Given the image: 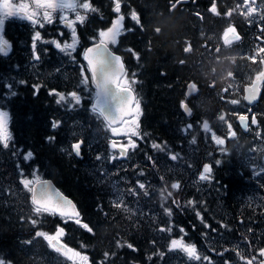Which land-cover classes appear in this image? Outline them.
I'll use <instances>...</instances> for the list:
<instances>
[{"label":"trees","instance_id":"1","mask_svg":"<svg viewBox=\"0 0 264 264\" xmlns=\"http://www.w3.org/2000/svg\"><path fill=\"white\" fill-rule=\"evenodd\" d=\"M168 1L120 0L121 11L116 13L113 0H89L95 11L84 12L85 21L76 24L79 47L74 56H59L53 46L61 29L57 24L41 28V36L50 43L34 59L33 28L28 32L26 26L6 23L4 34L12 47L8 54H0V108L10 114L13 137L9 147L0 145V259L6 264H80L79 258L69 259L35 236L38 230L52 235L57 226L65 231L61 241L88 256V264H209L172 249L173 239L195 245L198 255L209 257L211 264H247L252 257L254 264L264 260L259 254L264 248V177L256 178L242 160V153L250 148L249 137L240 141L236 136L241 142L237 153L233 146L217 151L196 116L186 118L181 113V84L194 80L197 68V59L185 63L181 39L200 23L193 16L174 17ZM217 1L223 10L236 3ZM132 11L140 24L131 19ZM117 15L124 16L126 30L114 48L124 58L127 77L135 74L133 88L141 98L142 115L139 136L134 137L137 147L129 149L126 158L109 159L103 144L106 125L92 111L94 87L81 83L85 66L79 52ZM231 20L245 27L239 14ZM62 29L69 33L68 27ZM73 91L81 97L79 104L68 95ZM58 94L66 99L58 103ZM205 117L216 133L226 134L213 114ZM260 126L264 130V118ZM78 139L84 144L77 157L71 143ZM28 152L31 156L26 158ZM172 155L177 159H170ZM201 163L212 165L211 182L199 179ZM31 177L52 178L75 201L79 219L92 231L74 219L34 213L30 193L21 183ZM138 182L145 188L139 189ZM172 183L180 187L172 189ZM169 227L170 232L161 231Z\"/></svg>","mask_w":264,"mask_h":264},{"label":"snow or ice","instance_id":"2","mask_svg":"<svg viewBox=\"0 0 264 264\" xmlns=\"http://www.w3.org/2000/svg\"><path fill=\"white\" fill-rule=\"evenodd\" d=\"M182 0H175L174 3L171 4V8H176ZM244 4H249V0H243ZM254 2V0H253ZM114 3V12L120 13L121 11V2L120 0H113ZM32 4L35 6L36 10H29L30 6L27 3H20L18 5L12 3V0H0V54H7V49L10 48V45L6 40L3 38L2 29L5 27L6 23L11 21L14 18H18L21 20H28L33 25L38 24L41 22L40 17V9H43L42 13V20L46 21L47 23L51 24L53 22L54 14L57 12L60 13L59 19L64 21L65 25L72 29L71 32V43H66L61 45L60 43H56V47L60 49L61 52L65 53L68 56L72 55L73 49L76 48V31H75V23L84 22L86 16L81 15L77 9L85 10V13L94 12L95 9L92 7L89 0H83V2H79V0H32ZM72 10L75 13V20L69 19L65 10ZM210 11L215 13L217 11L215 3H213ZM256 11L255 8L249 7L247 12L244 13L245 15H251ZM227 15H231V12L227 13ZM131 19L135 21L137 24H140V18L138 17L135 11L131 12ZM124 16H119L117 19H114L111 23V26L108 27L106 30L99 31V43L94 44L93 47H88L84 50L83 59L87 62L86 67H81V75L82 81L81 83L87 87L89 83L94 85L95 88V104L92 107V111L97 113L100 117H103L109 124V126L121 123V124H128V120L119 119L118 117L128 116L130 113H139L140 112V105L141 100L138 99L132 85L136 84L137 81L135 79L128 80L125 75V65L121 60L120 56L114 55L109 50V45H115L117 43V38L122 35V33L126 30L123 25ZM42 26V25H41ZM130 30V29H129ZM157 32L160 29H156ZM40 38V33L37 32L35 36H33V54L34 58L38 59V56H35V41ZM223 43L224 45L228 46L231 45L234 41H238L240 37L236 33V29L233 26H228L223 31ZM219 51V48L216 49ZM129 51H131L129 49ZM191 51L190 47L185 48V52ZM259 53H264V48L259 49ZM253 63L256 62V57H250ZM183 63V61L181 62ZM261 64H264V59L260 61ZM90 73L91 76L89 78L88 75L85 73ZM133 77L135 74H132ZM229 76H232V73H228ZM264 79V70L257 72L256 74V81H260ZM23 83V82H22ZM10 87V86H9ZM192 89H196V85H190ZM248 92V95L244 96V100L248 101L251 104L253 101L257 99V94L259 93V88L255 87V81L253 82V87L251 89H245ZM14 95V93H12ZM51 94V93H50ZM60 99L58 103L64 101L66 97L62 94H58ZM72 101L75 104H79L81 101V97L77 94L76 91H73L68 94ZM232 104H238L239 101L232 100ZM181 107L185 108L187 111V107L185 103L181 102ZM221 121H225V117L222 115L219 117ZM239 120L243 127L247 129L249 127L246 115H240ZM9 123H10V114L7 111L0 110V145L7 148L9 147V142L12 141L13 137L9 130ZM134 127L131 131V135L127 141V144H120L118 145L115 141H112L111 147L112 149H117L119 147L120 155L123 157L126 155L129 149H135L137 147L135 141L131 138L137 136V131L135 130L138 128V123L136 120L131 122ZM257 123V119L255 116L251 118V124L255 125ZM53 128L57 127V123H53ZM191 125H188V128H191ZM228 136L235 137V132L232 131V125L228 124ZM204 129L209 130V125L207 123L204 124ZM111 131L115 134L117 133L118 129L116 127H112ZM128 135V133H125ZM212 140L215 141L217 145H224L225 140L218 137L215 132L212 133ZM81 143H74L72 144V150L75 155H80ZM154 147H160V145H154ZM221 152H226V149L221 147ZM31 153H28L26 158H29ZM99 159V157H98ZM151 159V158H149ZM172 160L177 159V155H172L170 157ZM217 164L221 163V161L217 160ZM212 168L209 164L203 165V171L200 173L199 179L201 181H207L211 178ZM162 179V178H161ZM21 183L24 187L32 193L31 203L34 206L33 211L36 214H43V213H50L52 215L59 214L65 220L74 219L75 223L78 225H82L85 229L89 232L92 229L89 227L88 224H82L81 220L79 219V212L76 211L75 205L72 204L71 201L67 200L64 197H60L59 200L53 202L51 197L48 196V185L47 182H43V186L40 188L39 197L36 192V188L34 186V182L32 180L22 178ZM32 185V186H30ZM139 189H144L145 185L143 183L138 182ZM180 187L179 183H172V189H178ZM129 192L133 195L136 194L135 189H129ZM171 196V193H168ZM175 203V201H173ZM189 203H192L189 201ZM119 207V205H117ZM164 211L171 215V210L165 207ZM197 216H200V213L197 212ZM33 225L37 223L35 219L31 221ZM209 227L208 225H205ZM171 227L164 229L162 228L161 231H171ZM181 233H183V229H180ZM65 235V231L63 227L57 226L56 231L54 234L49 235L43 231H36V237H43L45 241L48 242L50 247H53L56 252L60 253L63 252L64 255L68 256L69 259L79 258L80 264H88V256L82 255L81 252L74 251L71 248H67L66 245L61 243V237ZM26 243H31V241H27ZM129 248L132 247L131 244L128 245ZM170 247L172 249H179L187 254V256L192 259L200 260L203 259L205 261H211L209 257H200L197 253V249L195 245H186L182 242H178L177 240L173 239L171 241ZM66 249V251H65ZM71 253V255H68ZM260 256L264 257V248L259 249ZM108 256V253H105V257ZM244 257L241 256V259ZM256 257H252L251 259L247 260V264H254ZM0 264H6L5 261L0 259ZM260 264H264V260L260 262Z\"/></svg>","mask_w":264,"mask_h":264},{"label":"flooded vegetation","instance_id":"3","mask_svg":"<svg viewBox=\"0 0 264 264\" xmlns=\"http://www.w3.org/2000/svg\"><path fill=\"white\" fill-rule=\"evenodd\" d=\"M199 1V5H196L195 0L191 3L189 1L181 2L174 9L171 8V4L175 0L174 2L168 1V10L174 17L182 16L187 19L193 16L200 23V26L192 31L191 35H185L181 39L185 63H191L192 60L197 59L196 77L192 80L196 85L197 91L192 93L194 90L192 88L187 91L191 81H184L185 84H181L184 95L182 101L190 105L193 103V106L195 104L199 105L200 114L204 119H206L207 112L213 107L211 111L215 113L216 122L220 125L225 124L226 128H228V124L236 123V129L233 128L232 131L240 135V141H245V136L248 134L246 132L250 129L260 128V120L264 118V79L259 81L261 92L258 101L254 104H248L244 100L245 86L256 80L257 72L264 70V64L260 63L264 59V53H258V47L259 49L264 48V0H254L251 5L256 11L251 15H245L244 13L247 11H242L239 8L240 12L239 10H223L220 6L222 4L217 0L210 1V3L205 2L206 0ZM31 2L32 0H17L15 4L27 3L30 6ZM12 3L14 2L12 1ZM213 3H215L217 9L215 13L210 11ZM229 12H231V15H227ZM238 12L240 19L246 21L245 27L243 25L240 26V21L238 22V27L231 20ZM261 16L263 17L262 20ZM14 19L13 22L15 21ZM223 19H225L224 22L222 21ZM230 20L231 22L229 23ZM28 22L31 23L30 21ZM230 25L235 27L240 39L226 46L223 43L222 36L224 29ZM29 31L30 28H28ZM60 36L61 34L58 39ZM4 40L6 39L4 38ZM7 42L11 48V40ZM186 47H190L191 51L186 53ZM10 48L6 51L8 52ZM217 48H219V51L216 50ZM252 56L256 57L255 63L250 59ZM189 66L191 67L190 64ZM229 72L232 73V76L228 75ZM232 100H237L239 103L232 104ZM207 102L211 104L209 109L204 107ZM192 109L191 112L193 111L192 113H194V109ZM180 111L184 113L183 109ZM191 112L187 115H191ZM222 115L225 117V121L219 119ZM240 115L248 117L249 130L244 131L239 126L237 120ZM252 116L257 119L255 125L251 124ZM199 119L201 126H203L205 121L200 116ZM206 131L208 134L211 133L210 129ZM218 137L224 139L225 144L218 145L216 147L217 150H220L221 147L233 146L237 153L239 145L234 140V137H224V135H218ZM254 140L252 138V141ZM203 165L204 163H202V167ZM258 167L260 166L258 165ZM259 171L261 174L264 169Z\"/></svg>","mask_w":264,"mask_h":264},{"label":"rangeland","instance_id":"4","mask_svg":"<svg viewBox=\"0 0 264 264\" xmlns=\"http://www.w3.org/2000/svg\"><path fill=\"white\" fill-rule=\"evenodd\" d=\"M242 1V3H244L243 2V0H241ZM79 2H83V0H79ZM252 2H253V0H249V4H247L246 6L249 8V7H252L253 5H251L252 4ZM29 10H36L35 8H30ZM81 10H83V9H77V11H79V13H80V11ZM40 11V17H42V13H43V10H39ZM65 13L67 14V16H68V18L69 17H73V20H75V13L72 11V10H65ZM54 16H56V17H58L59 18V16H60V13L59 12H57L56 14H54ZM119 17V16H118ZM118 17H116L115 19H117ZM104 30H106V29H104ZM98 37H99V34H98ZM76 41H77V43H76V47L78 46V39H77V37H76ZM72 42V39H71V35H70V37L68 38V40L67 41H61V45H64V44H66V43H71ZM74 50V49H73ZM258 50H259V47H258ZM72 51V50H71ZM73 53H74V51H72V55L71 56H73ZM59 55L60 56H63V55H66L65 53H63V52H61L60 50H59ZM56 65H58V63H56L55 64V66ZM126 78L128 79V80H132L133 79V77H127L126 76ZM0 110H2V111H7L6 109H4V108H0ZM138 114L139 113H135L134 114V117L131 119V120H128L129 121V123L128 124H121V125H119L118 127H116L117 129H118V131H117V133H113L112 131H111V128L109 127H105V131H104V133L105 134H103V135H107V143H109L110 144V147H111V143H112V141H115L118 145H120V144H127V141H128V139H129V136L131 135V131L130 130H132L133 129V127H134V125L131 123L133 120H136L137 121V123H138ZM136 131H137V135H139V127L138 128H136L135 129ZM125 133H128V135H125ZM133 140H134V137H131ZM106 143V141L103 143L104 144V146H105V149L108 151V145H106L107 144ZM105 149H103L102 151H100L102 154H104V153H106L107 151H105ZM113 150H115L116 152L115 153H113ZM112 151H111V153H112V155H116V156H118L119 154L117 153V150L116 149H113ZM254 153H256V154H253L254 156H256V155H258V157H257V159L255 158V157H253V155H252V158H254L255 160H256V163L257 164H259V166H261V167H263L264 168V150H262V148H260L258 151L257 150H255L254 151ZM34 179H36V177H31V178H29V180H34Z\"/></svg>","mask_w":264,"mask_h":264},{"label":"water","instance_id":"5","mask_svg":"<svg viewBox=\"0 0 264 264\" xmlns=\"http://www.w3.org/2000/svg\"><path fill=\"white\" fill-rule=\"evenodd\" d=\"M182 1H186V0H182ZM96 43H99V42H96ZM96 43H93V44H91V45L88 46V47H93L94 44H96ZM88 47H87V48H88ZM109 50H110L114 55L120 56L119 54L113 52L110 48H109ZM120 57H121V56H120ZM121 60H122V58H121ZM122 62H123V60H122ZM123 63H124V62H123ZM257 86H258V82L255 83V87H257ZM252 87H253V85H251L250 87H248V89H251ZM257 88H258V87H257ZM248 94H249V93L246 92V95H248ZM258 96H259V93L257 94V99H258ZM257 99H256V100H257ZM256 100H255V101H256ZM255 101H253L252 103H254ZM252 103H251V104H252ZM94 104H95V99H94L93 105H94ZM186 107H187V114H189L190 111L188 110V106L186 105ZM132 115H133V113H130L128 116L118 117V118H119V119H125V118H129V117H131ZM105 121H106V120H105ZM106 122H107V121H106ZM107 123H108V122H107ZM118 124H120V123L114 124V125H112V126H115V125H118ZM242 126H243V125H242ZM43 182H47V185H48V196L51 197V199H52L53 202L59 200L60 197H64V198H66L67 200L71 201L72 204L75 205L76 211L79 212L78 207H77L75 201H74L72 198H70L68 195L64 194V193H63V192L57 187V185L54 183V181H53L52 179H50V178L39 179V180H37V181L34 182V186H35V188H36V192H37L38 197H39L40 188L43 186ZM31 197H32V193H31ZM65 251H66V249H65Z\"/></svg>","mask_w":264,"mask_h":264},{"label":"bare ground","instance_id":"6","mask_svg":"<svg viewBox=\"0 0 264 264\" xmlns=\"http://www.w3.org/2000/svg\"><path fill=\"white\" fill-rule=\"evenodd\" d=\"M236 25V24H235Z\"/></svg>","mask_w":264,"mask_h":264}]
</instances>
